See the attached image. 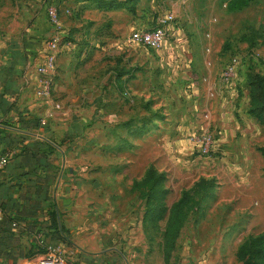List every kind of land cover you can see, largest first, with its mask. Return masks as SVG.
Masks as SVG:
<instances>
[{
	"label": "crops",
	"instance_id": "1",
	"mask_svg": "<svg viewBox=\"0 0 264 264\" xmlns=\"http://www.w3.org/2000/svg\"><path fill=\"white\" fill-rule=\"evenodd\" d=\"M10 1L14 5L0 18V153L8 155L0 167V264H27L30 241L41 233L81 263H101L110 250L117 251L112 253L116 259H125L116 245L137 240L143 229V188L132 184L142 179L135 172L144 171V152L178 179L199 173L215 180L218 198L232 199V218L221 226L226 230L206 241L240 243L246 229L260 227L264 108L256 95V69L241 64L235 84L219 77L229 52L253 45L258 32L251 15L238 21L237 32L227 38L228 25L217 16L210 18L218 0H207L203 28H175L151 49L125 39L142 21L115 19L107 33L82 29L74 47L66 42L60 50L75 48L71 57L66 49L58 54L53 96L45 98L35 93L40 83L36 66L44 57L50 26L40 0ZM227 1L221 18L256 3L229 7ZM92 4L94 9L132 13L125 7L104 10ZM107 20L109 28L112 21ZM218 32L224 35L216 43ZM99 36L104 37L92 43ZM96 85L95 91L89 87ZM127 93L133 108L125 102ZM147 101L155 105L149 109ZM205 127L213 129L219 150L197 156L189 135ZM138 166L141 170H132ZM50 212L60 232L34 226L47 223ZM243 212L241 219L238 213ZM238 226V235L227 231ZM226 254L225 264H233L234 251Z\"/></svg>",
	"mask_w": 264,
	"mask_h": 264
},
{
	"label": "rangeland",
	"instance_id": "2",
	"mask_svg": "<svg viewBox=\"0 0 264 264\" xmlns=\"http://www.w3.org/2000/svg\"><path fill=\"white\" fill-rule=\"evenodd\" d=\"M43 1L44 0H40L39 5ZM206 1L207 0H139L136 4V12L132 14L130 12L125 11V13L122 12L124 15L123 16L122 14H118L117 12L94 9L93 4L90 0H59L58 5L56 7V12L58 18L62 23L60 27V39L62 42L65 43L70 42V45L74 47L73 43L81 39L79 36L82 29H86L88 30V32H94V30L99 29L102 33H107L113 26V21L115 19L124 20V23L128 21L129 23L142 21L143 25L152 24L155 22V17L158 16V14H163L165 12H170L174 15L173 20L170 23L171 29L169 30V33H172L175 28H184V25H186L185 28H188L189 25H192L193 27L196 26L198 28H203V26H205V19L209 16V11L206 8ZM225 1L227 0H218V3L214 4V7L217 6V10L216 12H214L213 10L210 18L217 16L223 21V23H226L228 25L226 26L229 27V35L227 38H231L233 37L232 33L234 34V32H237L236 26L238 21L241 22L244 17H249L250 15L251 17H253V24H255L256 31L258 33L255 34L256 36L254 37V41L252 43L253 45L250 46L248 50H254L255 57L244 60L247 58L245 55L243 57L242 65L254 67L256 69V74L264 75L262 73L264 71V0H256L255 4H251L249 7L245 8L244 11L234 15L224 14V16L222 15L221 18V7L223 8L225 6ZM13 5V1L4 0V2L0 4V18L1 16H5V14L7 13V9L9 7L11 8V6ZM66 8L70 9V13L66 12ZM108 18H110L112 22L111 26L109 28H106L104 23ZM91 20H93V22H91ZM210 21L212 22L211 19ZM122 27L124 28L125 25H123ZM196 27L194 29H196ZM241 29L242 27L240 28V30ZM223 35L224 33L222 34L221 32H218L217 37L214 36L215 42L219 43L223 39ZM48 36L49 33L46 34L45 37ZM103 37L104 36H99L94 39V41H91L92 43H96ZM126 38L127 36H125V39ZM257 45H260V47ZM73 47L69 46L67 49L64 48V51H60L59 53L62 54V52L68 51L71 57L72 53L75 52V48ZM261 49L263 51H261ZM70 50H72L73 52H70ZM242 50L243 51H239L237 49V51H234L233 53H240L244 55L248 51L247 47L243 48ZM230 54L231 52L228 53V55ZM56 78H58V59L57 74L54 77V82L55 80H57ZM54 82L52 84L51 97L53 96ZM63 83L65 85V82ZM89 87H92L95 91V87H97V85ZM99 87L101 89L104 88L103 85H100ZM62 90L63 89H61V91ZM146 94L148 93L146 92ZM124 95L126 98L125 102L127 106L131 108L135 107V102L132 96H130L128 93ZM149 97H151V95ZM147 102L149 104H146V107H149V109L153 107V104L155 105L153 101ZM193 154L195 153L193 152ZM144 155L145 158L143 157L142 159L144 164V171H138L141 168L140 166L134 167L132 169L133 171H138L135 172L138 175L137 179H140V177L143 178L146 170L150 167H153L155 169V173H161L164 176L163 180L160 182L159 185L168 190V193L165 195V197H163V199L167 202V205H171L172 201L176 200L179 197H182L183 190H188L186 201L190 206L186 207L184 213L182 211H178V213H176V215L182 219V221H180V223H182L180 227L176 230L177 233L175 235L173 243L169 238L165 236V234H163L165 220L168 212L163 213L165 214V217L155 220V223L148 220V218L145 219L144 217L143 229L141 230L142 232H138V239H132L131 242L121 243L119 246L116 245V247L118 248V253L120 251L122 254L126 255V258L123 260L116 259L113 255L114 253H117V251L113 250V253V251L110 250V252H105L104 255L101 257V263L225 264L226 258L224 257L225 255H227V252L234 251V254L236 256L237 248L240 243L215 244L211 243L213 241H206V239L220 235L223 230H226L224 227L221 226L226 225V223L224 222L225 220H230L232 218V199L218 198L219 192L215 180H207L206 178L199 176V173L193 175L190 178H186V176H181L178 179L176 176L170 175V170L167 168L166 165L156 164V159L152 158L151 153L149 154V156H146L144 152ZM132 188H138V186L132 184ZM144 188L146 187L144 186L143 189ZM131 199L133 200L132 204L134 205V200H137V196L134 195ZM143 201H145L144 198ZM244 206L247 207V204H244L240 209H243ZM143 209L145 215V206ZM262 211H264V209H262ZM238 214L239 217L242 219L245 217L246 212ZM184 221H186V226L183 227L181 230V226L183 225ZM218 221H222V223L219 226H213V223L217 224L219 223ZM229 230H232V234L234 235H238L241 231L239 226L238 228L231 227V229H227V231ZM249 232L253 234L263 233L264 217H262L260 227L246 229V231L242 234L241 240L242 238L247 236ZM63 241L69 244V241H67L65 238H63ZM243 246L244 249H247L248 247L247 244ZM63 253L67 257V259H69L71 264H97V261L93 259L81 263L79 262L80 259L77 255H72V253H67V251H63ZM242 256L243 257H241L240 259L235 257L236 260H233V264L253 263V254H250L251 257H248L247 254H244ZM258 263L264 264V259L259 258Z\"/></svg>",
	"mask_w": 264,
	"mask_h": 264
},
{
	"label": "built area",
	"instance_id": "3",
	"mask_svg": "<svg viewBox=\"0 0 264 264\" xmlns=\"http://www.w3.org/2000/svg\"><path fill=\"white\" fill-rule=\"evenodd\" d=\"M57 5L50 3L46 5V10L50 23V33L44 38L46 50L42 61L36 66L39 77V85L35 89V93L40 97L50 98L52 92V84L54 77L57 74V58L60 50L64 47L65 42L60 39L61 21L56 12ZM66 12L70 13V9L66 8ZM174 15L170 12L158 14L156 20L152 24L140 25L130 31L127 41L137 45H142L147 48L158 47L161 42L169 37L171 29V21ZM254 50L247 53L238 54L231 53L228 59L220 68L219 77L224 83L235 84L237 71L242 64L243 57L246 59L255 57ZM56 108L60 107V103L55 101ZM189 139L193 143V152L201 156H212L218 152V146L215 140V134L212 128L205 127L201 131L189 135ZM7 153H0V167L7 162ZM36 239L39 244L46 246V250L42 253H37L29 258L27 264H71L69 259L63 253V250L47 242L42 235H37Z\"/></svg>",
	"mask_w": 264,
	"mask_h": 264
},
{
	"label": "trees",
	"instance_id": "4",
	"mask_svg": "<svg viewBox=\"0 0 264 264\" xmlns=\"http://www.w3.org/2000/svg\"><path fill=\"white\" fill-rule=\"evenodd\" d=\"M59 0H44L40 4V11H42L44 18L46 20V23L50 26L49 18L46 10V5L50 3H54L58 5ZM94 3L96 7H99L101 9H112L117 7H125L132 13H135L136 4L138 0H90ZM248 0H228L226 2V5L229 7H235L239 6L241 4H245ZM110 24V21L107 20L105 22V26H108ZM143 25V24H142ZM233 53V52H231ZM254 83H255V90L256 95L258 96L259 103L261 108H264V76L256 74L254 75ZM261 153L264 157V145L260 147ZM163 175L161 173H155V169L153 167H150L146 170L144 177L140 181H134V185H137L138 188H143L144 186L146 188L142 189L141 196L144 198V206H145V219L148 218L151 222L155 223V220L161 219L165 217V212H168L165 220L164 225V231L163 234L167 238L171 240L173 243L175 235L177 233V228L180 227L182 221L179 216L176 215L178 211L185 212V209L188 205L186 201V196L188 195V190H183V196L177 198L176 200L172 201L171 205H167L166 201L163 199L165 195L168 193V190L162 186H160V182L163 180ZM156 199V201H155ZM163 216V217H162ZM150 218V219H149ZM184 218V217H183ZM155 225V224H154ZM34 226H37L38 228L41 227H54L55 230L59 231V228H57V220L56 215L54 212H50L48 222H34ZM62 227V226H61ZM40 235L44 238V233H41ZM62 237V233L60 234ZM65 238V237H62ZM248 245L247 249H244L243 245ZM254 246V247H252ZM46 250V246L43 244H39L37 239H32L30 241V246L27 252V255L33 256L37 253H42ZM262 250V251H261ZM239 252V253H238ZM242 252V253H241ZM247 254L248 257H251L250 254H253V263L252 264H259L258 260L259 258L264 259V232L253 234L248 233L247 236L243 238V240L240 242V245L237 248L236 257L240 259L243 257L242 255Z\"/></svg>",
	"mask_w": 264,
	"mask_h": 264
}]
</instances>
